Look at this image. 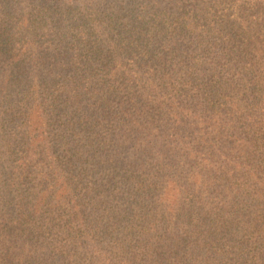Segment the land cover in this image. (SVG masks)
<instances>
[{
    "label": "trees",
    "instance_id": "obj_1",
    "mask_svg": "<svg viewBox=\"0 0 264 264\" xmlns=\"http://www.w3.org/2000/svg\"><path fill=\"white\" fill-rule=\"evenodd\" d=\"M0 264H264V0H0Z\"/></svg>",
    "mask_w": 264,
    "mask_h": 264
}]
</instances>
